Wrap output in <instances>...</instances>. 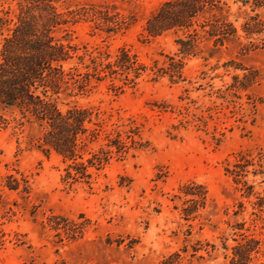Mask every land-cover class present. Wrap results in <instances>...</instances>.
Wrapping results in <instances>:
<instances>
[{
    "label": "rangeland",
    "instance_id": "374dc122",
    "mask_svg": "<svg viewBox=\"0 0 264 264\" xmlns=\"http://www.w3.org/2000/svg\"><path fill=\"white\" fill-rule=\"evenodd\" d=\"M165 1H68L80 13L57 35L86 87L60 104L92 111L89 178L0 109V264H264V34L183 54L187 34L144 31ZM121 50L140 75L109 73Z\"/></svg>",
    "mask_w": 264,
    "mask_h": 264
},
{
    "label": "trees",
    "instance_id": "16d2710c",
    "mask_svg": "<svg viewBox=\"0 0 264 264\" xmlns=\"http://www.w3.org/2000/svg\"><path fill=\"white\" fill-rule=\"evenodd\" d=\"M12 1L14 18L8 10L0 11V31L14 22L0 42V109L17 111L42 128L43 145L55 150L68 164L67 177L89 178L92 169H98L103 161L94 154L86 157V141L94 123L92 111L60 104L63 96L77 95L86 87V75L72 65L75 46L57 35L80 12L67 6L69 0ZM232 18L241 21L240 29ZM171 30L191 37L177 40L183 54L194 51L195 37L201 35L219 46L240 37L242 32L251 43V39L264 34V0H241L237 10L225 0H167L147 18L144 31L157 37ZM107 67L110 74L122 70L140 75L136 61L125 50ZM9 123L0 113V125ZM22 123L18 119V124ZM157 264L175 262L166 259Z\"/></svg>",
    "mask_w": 264,
    "mask_h": 264
}]
</instances>
